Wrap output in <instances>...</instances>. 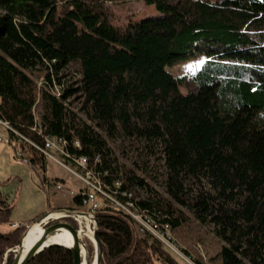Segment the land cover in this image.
Here are the masks:
<instances>
[{
  "label": "trees",
  "instance_id": "16d2710c",
  "mask_svg": "<svg viewBox=\"0 0 264 264\" xmlns=\"http://www.w3.org/2000/svg\"><path fill=\"white\" fill-rule=\"evenodd\" d=\"M146 1L159 16L114 26V0H0V120L30 142L43 180L44 137L66 140L120 203L131 192L136 208L171 229L180 224L172 215L185 219L179 205L212 225L219 264H264V0ZM189 58L200 65L167 70ZM107 138L162 162L164 193L122 167ZM72 202L80 209L82 197ZM12 207L0 191V264L42 215L11 228ZM95 217L101 264H178L129 215L101 208ZM72 262L69 249L50 246L28 264Z\"/></svg>",
  "mask_w": 264,
  "mask_h": 264
},
{
  "label": "rangeland",
  "instance_id": "374dc122",
  "mask_svg": "<svg viewBox=\"0 0 264 264\" xmlns=\"http://www.w3.org/2000/svg\"><path fill=\"white\" fill-rule=\"evenodd\" d=\"M106 4L112 10L113 17L110 21L114 26H122L130 22L160 15L155 4L148 3L146 0H114V2H107ZM200 63V58H189L174 66L167 67V70L171 74L179 76L194 70ZM33 73L39 80L40 74L37 71ZM181 91H184V89ZM106 143L122 167L144 178L154 190L164 193V167L162 162L156 161L150 155H147L146 163L142 162L144 160L142 159L143 156H137L134 151L129 149L128 142L126 143L121 138H107ZM10 146L5 140L0 139V191L8 196L9 203L13 205L10 218L13 223L11 228H14L15 224L25 223L38 214H43L49 210L67 207L69 209H79V207L72 205L73 202L70 198L73 199L79 193V190L83 188V185L80 188L77 187L79 182L76 180L78 178L74 177L76 178L74 179L71 177L70 172L59 166L63 163L58 161L56 163L59 165H57L50 159L47 163L46 170L50 177H46L48 182L54 177H68L66 180L67 185L61 180L58 182L61 188L57 190L53 183L46 185L42 182V175L36 167L24 163L22 159H16L14 150ZM26 149H28V145H26ZM26 154L29 158L28 150ZM70 168L76 171L74 166H70ZM70 180L75 181V184L71 183ZM81 183L83 184V182ZM133 191L138 198L144 199L148 196L147 192L141 188L134 187ZM177 208L185 214V219L178 213L172 215L173 218L179 220L180 224L170 230V241L166 239L165 244L161 243L162 247L174 257L178 264H195L193 260L200 261L203 264H219L216 257L221 249L220 247H222V241L215 236L212 225H201L183 207L177 205ZM80 209H83L82 206ZM74 222L77 224L76 221ZM7 229L6 226H0V230ZM136 230L138 235L141 236L138 229ZM84 242L87 245L89 259L92 260L93 246L88 239ZM5 258L3 256L4 260Z\"/></svg>",
  "mask_w": 264,
  "mask_h": 264
},
{
  "label": "built area",
  "instance_id": "2783aa9c",
  "mask_svg": "<svg viewBox=\"0 0 264 264\" xmlns=\"http://www.w3.org/2000/svg\"><path fill=\"white\" fill-rule=\"evenodd\" d=\"M39 116L35 113V125L34 129L37 130L38 134L42 132V124L39 121ZM1 131L7 132L12 135L14 139L13 143L10 147L14 150V155L19 159H22L24 163L29 164L30 160L27 159V150L26 145L30 144V142L19 136L15 135L6 122H2L0 120V134ZM45 144H43V148L41 149L44 154V158L46 159H54V157L61 160L63 163L68 164L70 166H74L77 172V176L80 178V181L83 182V188L79 190V195L82 197V208L81 210L87 212L95 213L96 210L101 208H108L113 211L122 212L124 214L129 215L136 229L140 232L141 236H150V239L157 240L158 242L165 244V242L170 241V226L166 223L160 225L156 219L152 216L148 215V212L145 210L140 211L136 208L135 204L130 201L132 198L131 192L122 191L121 196L126 197L128 200L125 202L118 201L112 194L104 191L103 184L99 177L96 175L93 168H90L88 165L87 158L85 156H75L70 154L67 151L66 140L59 139L57 137H44ZM75 148H79L80 144L77 140H74L71 144ZM67 163H66V161ZM98 161V158L96 159ZM58 162V161H57ZM42 182L46 185H50L53 182H48L46 179ZM55 188L58 190L61 188L60 183H53ZM118 187V184L116 183ZM17 224H15L16 226ZM167 239V241H166Z\"/></svg>",
  "mask_w": 264,
  "mask_h": 264
},
{
  "label": "water",
  "instance_id": "95a60500",
  "mask_svg": "<svg viewBox=\"0 0 264 264\" xmlns=\"http://www.w3.org/2000/svg\"><path fill=\"white\" fill-rule=\"evenodd\" d=\"M69 218L77 222V227L67 221ZM33 228H40V232L30 243L26 244L29 231H32ZM97 228L98 221L93 212L69 209L68 207L49 210L25 226L18 244L13 249H8L4 257L11 252L13 254L11 264H28L35 255H38L45 248L61 246L71 251L72 264H101L103 245ZM63 230L69 235V242L56 243L51 240L54 235ZM87 239L93 246L92 260L89 259L87 245L84 242ZM3 264H6V258Z\"/></svg>",
  "mask_w": 264,
  "mask_h": 264
},
{
  "label": "crops",
  "instance_id": "0c3cea01",
  "mask_svg": "<svg viewBox=\"0 0 264 264\" xmlns=\"http://www.w3.org/2000/svg\"><path fill=\"white\" fill-rule=\"evenodd\" d=\"M0 139H3V140H5L6 141V143H8L9 145H11L12 143H13V141H14V139L12 138V135H10L9 133H7V132H4V131H1V134H0ZM27 159H29L30 160V158H28V156H27ZM47 160V163H48V159H46ZM50 160H52L53 162H57V161H60L61 163H63L61 160H59L58 158H56V157H54V159H50ZM57 164V163H56ZM30 165V164H29ZM57 165H59V164H57ZM31 166V165H30ZM59 166H61L62 168H64V169H66L68 172H70V175H71V177H76V178H78V180H76V181H78L79 182V184L77 185V187L78 188H80L83 184L81 183L82 181H80V178L77 176V172L74 170V169H71L70 168V165H68V164H65V163H63L62 165L60 164ZM68 166H69V168H68ZM46 169H47V165H46ZM45 169V170H46ZM39 171V170H38ZM40 172V171H39ZM40 174H41V172H40ZM45 174H46V177H49L48 176V173H47V170H46V172H45ZM50 178V177H49ZM67 178L68 177H65V178H63V177H54V178H51V179H60V180H63L64 181V184H66L67 185ZM76 178H74V179H76ZM70 182L71 183H73V184H75V181H72V180H70ZM54 190H55V188H54ZM64 193H66V194H68L67 192H64ZM62 194V193H61ZM63 195V194H62ZM64 196V195H63ZM70 200H72V198H70Z\"/></svg>",
  "mask_w": 264,
  "mask_h": 264
},
{
  "label": "bare ground",
  "instance_id": "6f19581e",
  "mask_svg": "<svg viewBox=\"0 0 264 264\" xmlns=\"http://www.w3.org/2000/svg\"><path fill=\"white\" fill-rule=\"evenodd\" d=\"M56 90V89H55ZM40 228H33L32 231H29V235H28V240H27V243H30L34 238L35 236L40 232L39 231ZM52 241L54 242H59V243H67L70 241V237L69 235L67 234V232H65L64 230L56 235H54L52 238H51Z\"/></svg>",
  "mask_w": 264,
  "mask_h": 264
}]
</instances>
